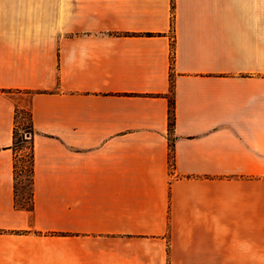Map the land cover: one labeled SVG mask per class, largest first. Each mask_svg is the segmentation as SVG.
Listing matches in <instances>:
<instances>
[{
    "label": "crops",
    "instance_id": "1",
    "mask_svg": "<svg viewBox=\"0 0 264 264\" xmlns=\"http://www.w3.org/2000/svg\"><path fill=\"white\" fill-rule=\"evenodd\" d=\"M0 264H264V0H0Z\"/></svg>",
    "mask_w": 264,
    "mask_h": 264
},
{
    "label": "trees",
    "instance_id": "2",
    "mask_svg": "<svg viewBox=\"0 0 264 264\" xmlns=\"http://www.w3.org/2000/svg\"><path fill=\"white\" fill-rule=\"evenodd\" d=\"M175 81L171 74V89L169 96V133H170V147L172 152L170 158L174 160L172 133L175 125V95H174ZM23 114L25 119L20 121V115ZM27 135H30L28 137ZM34 128L32 124V113L27 109L18 108L16 111V123L14 128L13 149L15 152L14 173H15V188L18 195L19 178L22 175L28 177L30 182V190L28 192L27 202L20 204L17 199V204L20 207L32 210L34 208ZM174 164V163H172ZM28 185V186H29Z\"/></svg>",
    "mask_w": 264,
    "mask_h": 264
},
{
    "label": "rangeland",
    "instance_id": "3",
    "mask_svg": "<svg viewBox=\"0 0 264 264\" xmlns=\"http://www.w3.org/2000/svg\"><path fill=\"white\" fill-rule=\"evenodd\" d=\"M25 119L23 118V114L20 115V121L23 122ZM28 137H30V135H27ZM30 182L28 180V177L25 175L20 176L19 178V191H18V202L20 204H24L27 202V198H28V192L30 190ZM29 185V186H28Z\"/></svg>",
    "mask_w": 264,
    "mask_h": 264
}]
</instances>
